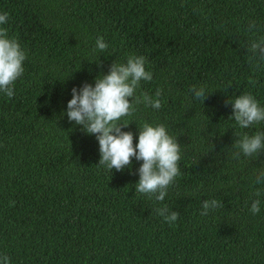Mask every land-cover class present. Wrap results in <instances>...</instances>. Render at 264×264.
Here are the masks:
<instances>
[{"label":"trees","instance_id":"16d2710c","mask_svg":"<svg viewBox=\"0 0 264 264\" xmlns=\"http://www.w3.org/2000/svg\"><path fill=\"white\" fill-rule=\"evenodd\" d=\"M0 13L27 55L14 97L0 92V254L11 264H264V195L260 213L249 210L264 192L254 183L264 152L232 158L235 133L264 123L239 129L227 104L250 93L264 107V62L241 47L264 37V0H0ZM100 37L108 49L93 51ZM131 55L153 74L137 94L160 89L162 106H136L122 130L135 146L139 126L163 124L181 147L163 202L136 193L142 161L108 171L96 137L66 115L73 88ZM194 86H206L203 103ZM212 199L222 206L201 216ZM165 205L179 213L171 226L155 211Z\"/></svg>","mask_w":264,"mask_h":264},{"label":"clouds","instance_id":"9594fccd","mask_svg":"<svg viewBox=\"0 0 264 264\" xmlns=\"http://www.w3.org/2000/svg\"><path fill=\"white\" fill-rule=\"evenodd\" d=\"M8 13H0V26L7 24ZM256 29L254 21L249 22V31ZM247 57L250 61L264 62V37L259 40H250L246 45ZM108 44L100 37L95 42L93 51L104 52ZM27 59L26 52L21 48L15 38H9L7 29L0 27V92L8 98L15 95V82L23 75V64ZM146 58L131 55L126 63H113L107 74H101L93 84L84 83L80 88L72 89V99L67 104L66 115L69 122L82 126V131L94 135L99 144L101 159L99 165L112 172L123 171L131 167L132 160L142 161L138 169L140 177L136 185V193L142 194L149 200L163 202L168 195L169 188L181 174L179 161L181 160V147L177 138L169 134L163 124L151 125L147 122L139 126L138 144L134 146V136L122 128L128 123L120 121L131 116L136 106L144 104L159 110L162 90L158 89L155 98L145 93L137 94L141 82H150L153 74L146 71ZM253 86L257 81L250 79ZM190 92L196 100L202 103L209 96L206 86L192 87ZM131 100V102H130ZM232 106L233 115L229 120L235 121L239 129L245 130L264 123V107L250 93H244L234 100L227 101ZM232 148L233 159L244 157H257L264 152V132L257 131L252 135L246 132H237ZM254 183L264 184V166L254 172ZM264 192L257 190L251 203L250 212L253 215L260 213L261 200ZM14 202H10L12 206ZM216 199L205 200L202 204L201 216H208L211 211L221 207ZM156 214L173 225L179 218V213L170 211L165 205L156 210ZM0 264H11L6 254H0Z\"/></svg>","mask_w":264,"mask_h":264}]
</instances>
